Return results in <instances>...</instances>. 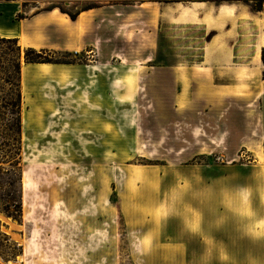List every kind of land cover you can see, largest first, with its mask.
<instances>
[{
    "label": "rangeland",
    "instance_id": "374dc122",
    "mask_svg": "<svg viewBox=\"0 0 264 264\" xmlns=\"http://www.w3.org/2000/svg\"><path fill=\"white\" fill-rule=\"evenodd\" d=\"M15 30L23 210L0 220L23 250L0 264H264V0H0Z\"/></svg>",
    "mask_w": 264,
    "mask_h": 264
},
{
    "label": "trees",
    "instance_id": "16d2710c",
    "mask_svg": "<svg viewBox=\"0 0 264 264\" xmlns=\"http://www.w3.org/2000/svg\"><path fill=\"white\" fill-rule=\"evenodd\" d=\"M88 6L76 13H69L75 20ZM66 12L65 10H62ZM26 16L19 12L17 18ZM1 41L18 42V38L0 37ZM20 50V47L17 46ZM13 51V49H11ZM30 52L36 54L30 56ZM20 52L13 51L12 58L6 61L0 59V214L21 220L23 210L22 199V90H21V59ZM261 59L264 64V47L261 49ZM34 62H60L45 60L40 52L30 47L25 53V63ZM264 77V72H263ZM23 247L11 239L2 228L0 220V257L10 260L22 253Z\"/></svg>",
    "mask_w": 264,
    "mask_h": 264
},
{
    "label": "crops",
    "instance_id": "0c3cea01",
    "mask_svg": "<svg viewBox=\"0 0 264 264\" xmlns=\"http://www.w3.org/2000/svg\"><path fill=\"white\" fill-rule=\"evenodd\" d=\"M195 2H200L201 4L204 3L203 1H192V4H193L192 5V8H195V4H194ZM189 7H191V6H189ZM230 7H232V6L231 5H223V4H220L219 7H218L219 10H220V12H219L220 14H219L218 19L221 20L223 17H225V15H227V8H230ZM90 10L91 9H87V10L82 11L75 20L70 19V21H72V22L75 23V26L77 25L76 32H74L76 34V36L75 35L74 36L70 35V29L73 28V27H68L67 28L68 30H66V34L64 36V42H63V44H65L66 46L60 47L61 49H67V50L73 51V52H78L79 51V49L77 47H75V46L74 47H68V45H74V42H79L80 41V39H81L80 38V35H83V31H84V28H85L84 22L80 18H81V15H83L84 13H86L87 11H90ZM34 17H35L34 22H36L40 18L41 19L42 18H45L46 20L47 19H53V18L54 19H60L61 18L56 13H54L53 10L42 11L41 13H37L36 15H34ZM31 19H33V17H31V18H27L26 17L25 19L20 18V20H26V21H29ZM62 19L67 20L66 18H62ZM186 20H188L189 23H191L192 21L198 22V23H202L205 28L210 29V30H214V29L216 30V28H217V27L216 28H214V27L208 28V24H209L210 20H208V17H206L204 15H193V16H190V17L188 16V18ZM99 22H100V19H98V23ZM36 23L34 25H36ZM22 24L26 27V29L29 26V23H26V24L25 23H22ZM37 24H38V25H36L37 28L35 27L36 29L34 31L36 32V34L38 36L39 35L41 36V34L44 33V29L39 25L40 23H37ZM223 25H224V23H223ZM34 31H33V33H34ZM15 33L17 34L16 37L19 39V33H18V31L15 30ZM2 35L10 36L11 33H6V34L3 33ZM26 37L29 39V41L27 42L28 45H31L33 47L39 46L38 44H40V42L37 41L36 37H34L33 35H32V37L26 35ZM259 40L260 39H258V41ZM51 43L52 44H46V46L47 47H51L52 49L59 48V45H57V43H54V42H51ZM256 56H257V54H256ZM257 59L261 60V53H260V58L257 57ZM30 65H33V66H36V65H39V66H43L44 65V66H46L47 65L48 67L50 66V64L43 63V62H34V63L30 64ZM22 71H23V69H22ZM263 117H264V115H263Z\"/></svg>",
    "mask_w": 264,
    "mask_h": 264
},
{
    "label": "bare ground",
    "instance_id": "6f19581e",
    "mask_svg": "<svg viewBox=\"0 0 264 264\" xmlns=\"http://www.w3.org/2000/svg\"><path fill=\"white\" fill-rule=\"evenodd\" d=\"M264 46V39L263 38H260V40H259V44H258V51L261 49V47H263ZM24 76H25V74H24ZM0 218H2V217H0Z\"/></svg>",
    "mask_w": 264,
    "mask_h": 264
},
{
    "label": "water",
    "instance_id": "95a60500",
    "mask_svg": "<svg viewBox=\"0 0 264 264\" xmlns=\"http://www.w3.org/2000/svg\"><path fill=\"white\" fill-rule=\"evenodd\" d=\"M2 216V214H0V217Z\"/></svg>",
    "mask_w": 264,
    "mask_h": 264
}]
</instances>
